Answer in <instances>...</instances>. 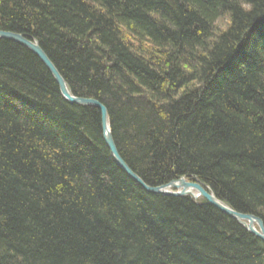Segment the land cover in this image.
<instances>
[{"label": "trees", "instance_id": "1", "mask_svg": "<svg viewBox=\"0 0 264 264\" xmlns=\"http://www.w3.org/2000/svg\"><path fill=\"white\" fill-rule=\"evenodd\" d=\"M0 30L106 107L148 186L195 179L264 224V0H0ZM100 124L0 40V264H264L263 243L208 203L134 183Z\"/></svg>", "mask_w": 264, "mask_h": 264}, {"label": "water", "instance_id": "2", "mask_svg": "<svg viewBox=\"0 0 264 264\" xmlns=\"http://www.w3.org/2000/svg\"><path fill=\"white\" fill-rule=\"evenodd\" d=\"M0 39L22 45L30 53H34L41 64H44L49 74L59 86L60 94L66 101L75 105L80 104L82 106H92L99 111L101 117V129L103 128V140L105 141L106 146L110 151L113 162H116L119 169L124 172L126 176H128L134 183L139 184L145 192L149 194H162L169 197L191 196L193 199L202 198L206 203L215 208L217 211L223 213L228 218H231L236 223L242 225L249 234H251L252 236L254 235L264 244V224L259 218H255L254 215L251 216L245 213L235 212L232 208L226 207L223 202L216 198L211 191L204 188L200 183L196 181L189 182L185 178L172 180L165 185H161L160 187H149L146 185V183H143L139 176L131 171L127 163L122 161L118 150L116 149L114 139H112L111 131L108 128L106 107L93 99H84L79 97L76 98L72 96L55 65L50 62L46 53L41 50L39 44L33 39L30 40L20 34L18 35L12 32H0Z\"/></svg>", "mask_w": 264, "mask_h": 264}, {"label": "bare ground", "instance_id": "3", "mask_svg": "<svg viewBox=\"0 0 264 264\" xmlns=\"http://www.w3.org/2000/svg\"><path fill=\"white\" fill-rule=\"evenodd\" d=\"M0 32H5V31H2V30H0ZM9 32V31H8ZM8 32H6V33H8ZM0 40H2V39H0ZM78 107L79 106H82V105H77ZM85 107H87V106H85ZM112 135V134H111ZM112 139H113V137H112ZM102 140H103V135H102ZM114 142H115V140H114ZM104 143H105V141H104ZM105 145H106V143H105ZM115 146H116V144H115ZM107 147V146H106ZM117 149V148H116ZM184 197H190L194 202L195 201H198V200H203L202 198H195V199H193L191 196H184ZM184 197H179V198H184ZM224 203V202H223ZM225 204V203H224ZM226 205V204H225ZM226 207H228L227 205H226ZM229 208V207H228ZM235 211V210H234ZM236 212V211H235ZM247 215H250V214H247ZM253 215V214H252ZM251 215V216H252ZM255 216V215H254ZM257 216H255V218H256ZM257 218H259V217H257ZM260 219V218H259ZM261 220V219H260ZM238 224V223H237ZM240 225V224H239ZM241 226V225H240ZM256 227V226H255ZM264 245V244H263Z\"/></svg>", "mask_w": 264, "mask_h": 264}, {"label": "rangeland", "instance_id": "4", "mask_svg": "<svg viewBox=\"0 0 264 264\" xmlns=\"http://www.w3.org/2000/svg\"><path fill=\"white\" fill-rule=\"evenodd\" d=\"M221 24V23H220ZM220 24H219V26H220ZM224 25H225V23L221 26V27H224ZM226 25H227V22H226ZM130 42V41H129ZM41 63V62H40ZM44 65V64H43ZM48 71V70H47ZM49 73V72H48ZM54 80V79H53ZM55 82V81H54ZM57 85V84H56ZM58 88H59V86H58ZM70 92V91H69ZM61 95V94H60ZM62 97V96H61ZM99 117H100V113H99ZM100 119H101V117H100ZM108 128L110 129V131H111V128H110V125L108 124ZM100 129H101V124H100ZM103 134V128L101 129V135ZM109 151V150H108ZM140 178V177H139ZM141 179V178H140ZM142 180V179H141ZM143 181V180H142ZM187 181H189V182H194V181H196L195 179L194 180H187ZM196 182H198V181H196ZM144 183V182H143ZM199 183V182H198ZM147 185V184H146ZM148 186V185H147ZM150 187V186H149ZM207 188V187H206ZM208 189V188H207ZM153 194V193H152ZM156 195H158V194H156ZM204 201V200H203ZM205 202V201H204Z\"/></svg>", "mask_w": 264, "mask_h": 264}]
</instances>
